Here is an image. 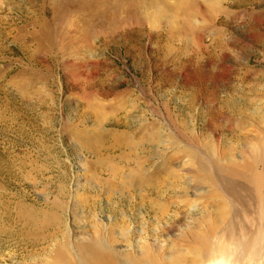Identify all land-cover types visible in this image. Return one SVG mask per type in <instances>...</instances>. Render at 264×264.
Listing matches in <instances>:
<instances>
[{
	"label": "rangeland",
	"instance_id": "rangeland-1",
	"mask_svg": "<svg viewBox=\"0 0 264 264\" xmlns=\"http://www.w3.org/2000/svg\"><path fill=\"white\" fill-rule=\"evenodd\" d=\"M259 159L264 0H0V264L199 260Z\"/></svg>",
	"mask_w": 264,
	"mask_h": 264
},
{
	"label": "bare ground",
	"instance_id": "bare-ground-1",
	"mask_svg": "<svg viewBox=\"0 0 264 264\" xmlns=\"http://www.w3.org/2000/svg\"><path fill=\"white\" fill-rule=\"evenodd\" d=\"M118 9L117 6L113 7V13ZM196 155L198 156L195 153ZM259 164H262L260 170L258 168ZM203 165L207 166L204 163ZM248 170V189L244 185H235L233 182L220 181V179L216 180L215 177L211 180L210 177L206 176L211 186L213 185L217 191L222 193L220 197L222 202L217 205L218 210L209 214L211 217H209V221L207 220L210 224L206 226L207 238L211 247H208L209 250L205 254L199 255V260L195 259L181 264H198V261H201L202 264H264V245L262 241L264 236V159H259L256 163L248 165ZM241 192L244 193L242 196ZM243 196L254 206L257 216L252 219V228L250 229H247L249 226L244 221L245 219L242 222L243 224L238 223L240 238L230 240V235L233 236L231 232L233 216L237 218L234 202L243 201ZM190 208V211L198 212L197 207L191 206Z\"/></svg>",
	"mask_w": 264,
	"mask_h": 264
}]
</instances>
